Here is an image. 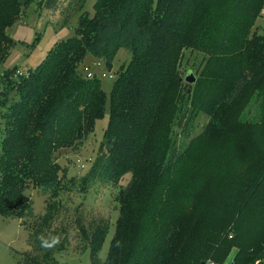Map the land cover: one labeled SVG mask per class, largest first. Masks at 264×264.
Here are the masks:
<instances>
[{
  "label": "trees",
  "instance_id": "16d2710c",
  "mask_svg": "<svg viewBox=\"0 0 264 264\" xmlns=\"http://www.w3.org/2000/svg\"><path fill=\"white\" fill-rule=\"evenodd\" d=\"M30 2L43 20L66 23L84 0H0V63L14 44L7 29ZM263 6L264 0H94L93 14L81 12L75 33L56 41L35 67L1 74L17 97L0 127V216L22 224L34 218L24 190L55 189L56 152L85 140L103 114L100 79L87 77L82 63L93 55L111 69L124 48L131 58L113 84L98 153L84 175L68 178L79 190L118 186L125 172L131 174L104 263L98 253L109 224H77L91 264H222L232 247L228 264H264V35L253 30ZM183 48L201 52L205 64L196 92L169 118ZM249 94L257 113L247 126L229 111ZM219 107L228 114L222 136L231 145L193 155L194 115L215 118ZM240 128L244 143L236 138ZM189 158L193 165L185 169ZM198 190L204 192L199 198ZM135 200L137 209L130 203ZM40 222L30 225L35 230L14 264H57L56 250L78 248L59 234L44 237L48 247H42Z\"/></svg>",
  "mask_w": 264,
  "mask_h": 264
},
{
  "label": "rangeland",
  "instance_id": "374dc122",
  "mask_svg": "<svg viewBox=\"0 0 264 264\" xmlns=\"http://www.w3.org/2000/svg\"><path fill=\"white\" fill-rule=\"evenodd\" d=\"M93 5L94 0H84L83 5L74 12L66 23H52L43 20L36 2H30L22 7L13 26L7 29L14 44L6 59L0 63V75L9 70H13L14 75L16 72L21 74L25 73L30 67H35L56 41L65 39L75 33L78 16L81 12L86 11L90 15L93 14ZM45 16H48L50 19L56 18L50 12L46 13ZM253 30H257L260 36L264 35V6L262 15L256 20ZM182 53L184 54L180 58L177 70L181 82L178 84L174 99L171 98L170 106L166 107V111H168L167 117L169 118H173L175 115V112L172 115L169 113L174 106L182 104L183 100L188 102L189 97L196 92L194 83L187 85L185 88V75L193 73L196 78L199 77L205 64L203 54L197 50L183 48ZM130 58V53L126 49L120 48L116 53L111 69L105 68L102 60L93 55H88L85 58L82 63L83 73L90 71L100 79V85L105 95L103 114L94 121L93 129L85 140L73 147L62 148L56 152L57 161L61 167L55 180V189L44 193L39 186L30 185L26 187L24 193L28 198L32 199L33 203L32 208L35 215L33 219H28L26 223L22 224L21 220L16 217L0 216V264H14L20 258V254L28 247V233L32 230L30 225L33 223L31 226H34L40 221L42 222H40L39 230H37L40 237L51 239L48 237L59 234L60 240L68 238V243L66 244L71 245V248L75 249L78 247L74 252L63 249L56 250L54 258L57 264H91L89 246L84 244L86 242L81 238L77 224L88 226L95 220L99 224H109V229L98 253L101 262L104 263L108 254L110 241L115 232L118 218V204L122 200V189L129 181L131 174L125 172L119 179L118 186L107 188L95 186L79 190L71 189L68 178L84 175L91 166L92 162L89 160L95 158L97 155L110 120L113 84L118 74L126 68ZM84 67L86 68L84 69ZM103 73L106 76H102ZM8 93L9 95H7ZM251 96L250 94L249 96L243 95L240 103L229 111V116L234 115L236 117L235 120L247 122V126L249 122L255 121L257 113L255 106L249 102ZM16 97V93L13 90L6 89L2 85V81H0V127L6 106L16 99ZM6 98L7 100L4 101ZM2 101L5 103L2 104ZM227 116L228 114L224 115L222 107L217 109L215 118L201 112H197L194 115L191 131L192 146L195 148L193 155L204 156L211 150L228 146L230 143L229 138L222 136L224 134L222 132L228 130L224 121V117ZM210 121H212L213 127L207 130V125ZM171 129L172 131H176V127H172ZM243 131L244 129L240 128L236 138L244 143L246 138L239 137L243 134ZM204 133L205 136L201 137ZM244 134H246V131ZM190 158L185 162V169L193 165ZM81 164H84L85 167H81ZM203 193L198 190L196 193L197 198H199L200 194L203 195ZM28 198L25 197L24 201ZM130 203L135 205L134 209L139 207V201L135 200ZM192 206H196L194 200ZM191 209L193 208L191 207ZM44 228L48 229L43 234L40 230ZM34 230L32 231L34 232ZM82 243L84 245L79 247ZM235 251L236 248L232 247L229 256L222 264H228L229 259L235 254Z\"/></svg>",
  "mask_w": 264,
  "mask_h": 264
},
{
  "label": "water",
  "instance_id": "95a60500",
  "mask_svg": "<svg viewBox=\"0 0 264 264\" xmlns=\"http://www.w3.org/2000/svg\"><path fill=\"white\" fill-rule=\"evenodd\" d=\"M196 80V77L193 75V73H189L185 75L184 81H185V88L187 85L194 83Z\"/></svg>",
  "mask_w": 264,
  "mask_h": 264
},
{
  "label": "clouds",
  "instance_id": "9594fccd",
  "mask_svg": "<svg viewBox=\"0 0 264 264\" xmlns=\"http://www.w3.org/2000/svg\"><path fill=\"white\" fill-rule=\"evenodd\" d=\"M41 239V246L42 247H48L47 240L44 237H39Z\"/></svg>",
  "mask_w": 264,
  "mask_h": 264
},
{
  "label": "built area",
  "instance_id": "2783aa9c",
  "mask_svg": "<svg viewBox=\"0 0 264 264\" xmlns=\"http://www.w3.org/2000/svg\"><path fill=\"white\" fill-rule=\"evenodd\" d=\"M85 74H86L87 77H93V76H94V73H92V72H90V71L87 72V73H85ZM102 76H106V74L103 73ZM81 167H84V165L81 164Z\"/></svg>",
  "mask_w": 264,
  "mask_h": 264
}]
</instances>
